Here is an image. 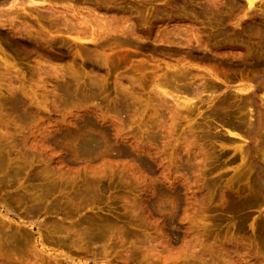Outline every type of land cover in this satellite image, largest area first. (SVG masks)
I'll return each mask as SVG.
<instances>
[{"label":"rangeland","instance_id":"obj_1","mask_svg":"<svg viewBox=\"0 0 264 264\" xmlns=\"http://www.w3.org/2000/svg\"><path fill=\"white\" fill-rule=\"evenodd\" d=\"M12 1L0 264H264V0Z\"/></svg>","mask_w":264,"mask_h":264},{"label":"bare ground","instance_id":"obj_2","mask_svg":"<svg viewBox=\"0 0 264 264\" xmlns=\"http://www.w3.org/2000/svg\"><path fill=\"white\" fill-rule=\"evenodd\" d=\"M256 1L257 0H247V5H248V12H247V15L249 14V12L253 9V7L255 6V4H256ZM260 1H262V0H260ZM13 3L15 2V0L14 1H12ZM15 6L17 7L18 5H16L15 4ZM256 26H249V29H250V31H252V33H254L255 31H257V30H259L258 29V27H257V24H255ZM258 36H259V34H258ZM260 36H262V37H264V34L263 35H260ZM258 39H260V46H261V48L262 49H264V38L263 39H261V38H258ZM188 42H191V41H188ZM195 43L199 46V47H206L207 45L206 44H204L202 41H201V39L200 38H197L196 40H195ZM208 47V46H207ZM206 47V48H207ZM244 91V90H243Z\"/></svg>","mask_w":264,"mask_h":264}]
</instances>
